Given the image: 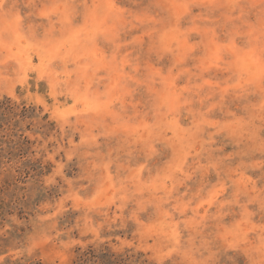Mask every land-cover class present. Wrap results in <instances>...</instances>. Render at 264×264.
Returning <instances> with one entry per match:
<instances>
[{
    "label": "rangeland",
    "instance_id": "rangeland-1",
    "mask_svg": "<svg viewBox=\"0 0 264 264\" xmlns=\"http://www.w3.org/2000/svg\"><path fill=\"white\" fill-rule=\"evenodd\" d=\"M0 264H264V0H0Z\"/></svg>",
    "mask_w": 264,
    "mask_h": 264
}]
</instances>
